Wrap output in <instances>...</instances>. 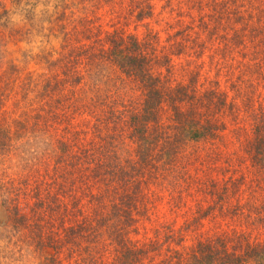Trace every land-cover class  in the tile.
Segmentation results:
<instances>
[{
  "label": "trees",
  "instance_id": "16d2710c",
  "mask_svg": "<svg viewBox=\"0 0 264 264\" xmlns=\"http://www.w3.org/2000/svg\"><path fill=\"white\" fill-rule=\"evenodd\" d=\"M54 1L56 14L39 31L59 47L36 56L43 72L0 88V113L13 95L16 116L0 118V198L17 255L38 264H63L62 256L76 264H264V238L253 235L264 231V206L246 217L239 202L250 174L264 183V0H165L170 14L177 9L165 38L152 25L154 0ZM7 3L0 0V16ZM107 8L112 31L97 15ZM30 30L9 31L0 19V55L5 31L19 43ZM40 136L50 149L16 163ZM227 160L239 177L220 184L211 172ZM23 194L32 199L27 214L16 205ZM163 199L192 214L186 229L163 224L141 243L139 227ZM211 218L250 230L186 245L189 229Z\"/></svg>",
  "mask_w": 264,
  "mask_h": 264
},
{
  "label": "rangeland",
  "instance_id": "374dc122",
  "mask_svg": "<svg viewBox=\"0 0 264 264\" xmlns=\"http://www.w3.org/2000/svg\"><path fill=\"white\" fill-rule=\"evenodd\" d=\"M45 2V0H44ZM51 3H54L55 1L51 0ZM73 2L79 3L77 0H73ZM155 4V16L156 18L152 21L153 27L160 32L161 38L166 37L165 32V22H175L177 20L176 17V10H174L173 13L170 14V9L164 8L166 5L165 0H154ZM97 15H100L102 18V22L107 30L112 31L110 28L116 20H114V16H111L110 12H108L107 9H103L101 11L97 12ZM160 20V21H159ZM131 22L132 19H130ZM157 22V24L155 23ZM126 30L128 32H134L133 29V23H130L129 26L126 27ZM5 31L4 35L7 42L6 52L3 54V56L0 55V62L2 60L6 61L7 64H1L0 69V76L2 75V78L0 79V88L5 89L7 88H19V82L18 78L21 76L23 78L27 72H33V73H40L43 72V68L41 66L36 65V56L32 57L35 58L34 61L30 62V59L23 58L25 54L22 52V46L24 42L17 43L14 39L7 38L8 34ZM143 32L142 28H139L138 34H141ZM3 34V33H2ZM59 45H57L55 48L57 49ZM2 52H0L1 54ZM24 61H29V65L25 67ZM177 64H184V60L180 59L176 61ZM10 65H16V70L19 71V73H14L11 69L8 70ZM4 73V74H3ZM213 74V73H212ZM6 75V79L4 76ZM13 93V92H12ZM5 96V93H4ZM4 100V99H3ZM2 112L0 113V118L3 119L4 116H12V118H15V112H14V97L11 95L10 97H7L5 99ZM14 112V113H13ZM4 114V115H2ZM230 138V137H229ZM229 152H233L234 150L239 149V144L233 143L229 147ZM233 150V151H231ZM228 161V160H227ZM230 164L228 161L225 162L223 166H220V168L213 169L211 174L213 175V179L217 180L221 183L223 178H228V176L232 173L235 176V178L239 177L237 171H234V169L227 167L226 165ZM233 166L242 169L243 171H246V165H240L237 161L233 163ZM1 169V168H0ZM238 170V169H236ZM258 175V174H255ZM250 174L249 178V186H246L243 188V194L239 197L240 204H245L246 206L243 207V214L249 215H255L256 209L259 212L263 211L264 206V183L260 184V181L257 180L259 177ZM165 198H167L165 194ZM201 197L197 196L196 200H199ZM191 200L188 201V204ZM192 202V201H191ZM235 203V199L233 201ZM252 203L254 205H252ZM16 205L17 208L24 214L29 213L32 205V199L30 197L25 196V194L20 195L16 199ZM191 206V204H189ZM187 208V207H185ZM185 209L181 210L180 208H170L168 199H163L160 202H157L155 210H153V216L151 215V219L148 221H144L142 225L139 227L138 234L136 236V239L142 242H147V240H155V231L159 229L160 225L165 226H171L174 230H179L180 228H185V216L192 214H189L187 211H184ZM219 212L218 210H215V212ZM3 212V214H2ZM187 212V213H186ZM213 212V211H211ZM4 214L6 216V219H4ZM249 217V216H246ZM10 222H8L7 219V213L5 208L2 206V200L0 198V264H5V261H8V264H31V261L34 259L36 261L39 260L35 258H29L25 259L17 255L18 248L16 245H14V237L12 239H6L10 236L11 232L9 231L11 227L9 226ZM243 225L242 222L237 223L236 225L234 223H230L228 220H225L222 222L221 219H210L202 221L200 225H193L189 230H192V232L188 233L186 238V245L193 244L198 238H206L208 236H213L215 234L221 233L222 231L230 232L232 230L249 232L250 228L246 225ZM186 229V228H185ZM257 229V227L255 228ZM254 236H258L260 238H264V231L259 232H253ZM11 237V236H10ZM162 239V240H161ZM160 240L163 243L164 239L163 236H160ZM166 246V245H164ZM63 264H76L75 261H69L64 258V256L61 257ZM156 262V261H155Z\"/></svg>",
  "mask_w": 264,
  "mask_h": 264
},
{
  "label": "clouds",
  "instance_id": "9594fccd",
  "mask_svg": "<svg viewBox=\"0 0 264 264\" xmlns=\"http://www.w3.org/2000/svg\"><path fill=\"white\" fill-rule=\"evenodd\" d=\"M56 9L54 3L44 2V0H8L3 15L0 16L9 31L23 30L30 28L28 39L23 43L22 52L25 54L23 58L30 59L38 56L42 51H50L54 49L58 43V39H51L46 42L42 38V32L46 31V18L54 16ZM29 16L31 20H29ZM51 140L47 136L33 137L27 148L21 152L16 159V163L35 162L46 151L50 149ZM8 264V261H5ZM31 264H38V261L32 260Z\"/></svg>",
  "mask_w": 264,
  "mask_h": 264
}]
</instances>
